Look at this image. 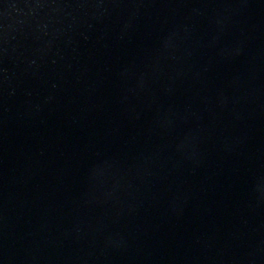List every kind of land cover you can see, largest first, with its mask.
<instances>
[{"label":"water","instance_id":"1","mask_svg":"<svg viewBox=\"0 0 264 264\" xmlns=\"http://www.w3.org/2000/svg\"><path fill=\"white\" fill-rule=\"evenodd\" d=\"M0 264H264V0H0Z\"/></svg>","mask_w":264,"mask_h":264}]
</instances>
